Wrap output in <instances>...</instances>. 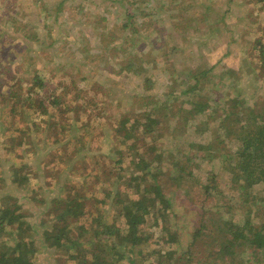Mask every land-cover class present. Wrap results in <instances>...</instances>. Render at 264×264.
<instances>
[{"label": "rangeland", "instance_id": "obj_1", "mask_svg": "<svg viewBox=\"0 0 264 264\" xmlns=\"http://www.w3.org/2000/svg\"><path fill=\"white\" fill-rule=\"evenodd\" d=\"M25 21L35 27L30 48L23 38L16 40L25 37L23 32L12 31ZM134 30L145 41L138 47L142 64L156 60L146 73L149 84L120 62V54L126 58L131 52ZM253 44L264 46V0H0V206L19 207L26 223L35 226L30 234L39 250L37 264L69 261L62 250L42 247L41 224L49 228L55 200L84 197L89 214L79 223L89 231L97 228L93 221L98 215L103 224H112L118 213L111 191L132 185L139 154L155 159L162 152L166 203H158L147 217L142 231L149 243L131 256L136 264L213 263L212 243L224 240L219 218H241L235 209L238 192L220 157L207 163L201 159L194 176L186 175L183 188L177 189L176 144L184 138L206 144L219 119L201 131L194 127L202 120L197 118L186 133L176 135V113L182 103L188 107L183 91L188 72L197 68L211 72L214 85L208 84L206 92L213 98L231 96L244 107L264 111V81L258 77ZM32 63L47 84L40 104L34 102L36 95L26 101L35 75L29 71ZM155 110L149 125L165 129L158 128L150 138L140 133L126 143L119 138L116 131L125 120L131 119V126L139 118L145 125V113ZM237 149L232 144L226 151ZM257 221L263 223L264 214ZM185 252L190 256L179 260ZM249 253L241 257L245 264H255Z\"/></svg>", "mask_w": 264, "mask_h": 264}, {"label": "trees", "instance_id": "obj_2", "mask_svg": "<svg viewBox=\"0 0 264 264\" xmlns=\"http://www.w3.org/2000/svg\"><path fill=\"white\" fill-rule=\"evenodd\" d=\"M141 5L142 3L139 6ZM128 19L133 20V16L129 15ZM33 28L35 27L25 21L23 27H14L12 31L14 33L23 32L25 37H19L16 40L23 38L24 41H28L27 46L30 48L36 37ZM214 28L212 27V30ZM137 32L139 31H132L134 37L132 35L128 42L131 52L126 58H124V53L120 54L122 57L120 62L127 63L125 68L128 72L140 76L149 84L150 78L146 73L150 72L156 60L150 58L142 64L144 57L140 56L141 52L138 47L145 41ZM148 36L150 35H145V38ZM253 46L257 48L260 62L258 77L264 81V46L258 44H253ZM29 58L31 62L35 61L34 57ZM36 67V63L30 65L29 71H34L35 75L30 79L29 97L26 101L36 95L37 100L34 99V102L40 104L45 97L47 84ZM188 73L190 81L183 91V94L187 96L188 107L185 108L182 103L176 113V135L186 133L191 122L197 118L202 120L194 127H201V131L207 126L211 127L217 118L219 121L216 123L219 124L206 144L188 142V138L183 139L186 142L176 144V162L173 161L172 164L173 169L176 170L177 189L183 188L182 181L186 175L189 178L194 176L193 169L199 168L195 167L197 165H202L201 159L207 163V161L210 162L220 157L223 164H226L227 171L232 174L230 182L238 192L236 202L240 205L235 209L241 211L242 215L238 221L229 222V218L226 221L223 216L219 218L218 228L223 227L220 231H223L224 240L221 244L212 243L213 248L209 259L212 260V264H245L241 255L245 256L252 251L254 263L264 264V222L257 221L264 214V111L260 110L259 106L254 107L248 104L244 107L241 101L231 96L228 100L213 98L210 93L206 92L208 84L214 85L210 71L197 68ZM223 75L226 76L227 73ZM178 99L179 97H176V101ZM59 100L56 98L53 103L59 105ZM155 114L156 110L152 113H145L148 121L145 125L140 123L139 118L131 126H128L131 119L125 120L117 129V135L124 143L135 140L140 133L150 138L158 128L165 129L163 126L158 127L159 124L149 125V123H154L152 116ZM232 144H237L238 148L234 154L232 151H226L227 146ZM172 154L173 151H170L169 155ZM164 162L165 152L160 153L155 159L139 154V158L134 162L132 185L127 186L123 192L118 189L111 191L116 197L114 208L118 213V218L112 224L107 225L103 224L102 215L94 217L93 223L95 222L97 227L94 231H89L79 223L89 214L85 213L87 201L83 202L84 197L76 194L73 197L55 200L52 212L53 221L50 222L49 228L46 226L47 223L42 222L41 224L42 247L62 250L65 255L69 256L67 264H120L124 259H127L130 264H136L131 255L134 250L149 243L150 239L143 233L142 227L146 224L147 217L154 213L153 210L157 204L166 203L160 182L161 167ZM17 173L13 176L17 177ZM210 177L212 180L215 179L214 174ZM204 188L206 192L211 190L208 185ZM20 210L19 207L12 209V207L0 206V239L2 240L0 242V264H37L34 257L37 253L39 254V250L30 234L35 226L26 223ZM198 233L200 232L197 231L194 235ZM89 234L91 235L88 238ZM5 236H8L9 240L4 239ZM167 237L169 240L170 235ZM174 241L176 243L179 241L177 233ZM189 252L190 250H187V253ZM186 255L190 256L185 252L181 254L179 260H183ZM170 256H173V253H170ZM239 260L240 262L236 263ZM249 263L246 262V264Z\"/></svg>", "mask_w": 264, "mask_h": 264}]
</instances>
